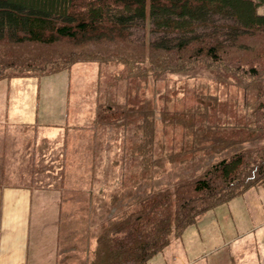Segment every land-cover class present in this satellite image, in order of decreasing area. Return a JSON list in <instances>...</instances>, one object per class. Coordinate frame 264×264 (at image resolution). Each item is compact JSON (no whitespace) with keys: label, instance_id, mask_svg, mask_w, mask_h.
<instances>
[{"label":"rangeland","instance_id":"374dc122","mask_svg":"<svg viewBox=\"0 0 264 264\" xmlns=\"http://www.w3.org/2000/svg\"><path fill=\"white\" fill-rule=\"evenodd\" d=\"M132 31L134 37L143 38L142 28ZM209 94L216 99L212 105L204 102ZM127 97L132 98L135 111L128 116L115 113L97 123L100 103L126 105ZM244 98L243 87L234 79L223 83L206 73L132 79L126 67L115 61L79 60L47 74L0 78V172L18 175L2 181L7 185L0 189V258L4 250L13 247L14 251V232L19 238L23 229L27 235L23 249L30 254L31 264H57V252L64 250L59 264H86L102 226L133 199L123 195L114 199L117 191L132 189L135 196L138 190L145 193L152 182L155 187H172L180 178L201 174L211 162L240 148L185 153L181 149H186L190 135L174 114L199 105L201 111L210 109L208 124L224 128L233 121V110H243ZM144 116L151 118L154 129ZM145 139L151 148L148 155L173 150L177 159L164 156V165L155 167L154 180L143 179L132 187L131 179L141 172L142 157L135 150ZM33 172L35 180L29 179ZM122 180L128 182L125 188ZM6 186L25 187L24 193L32 189L33 196L22 194L20 199L29 202L31 197L33 212L14 209L13 198L5 201L1 194ZM66 204L72 218L56 229L62 238L74 229L75 239L61 241L58 247L51 227L57 212L50 210ZM143 264H264V185L208 210Z\"/></svg>","mask_w":264,"mask_h":264},{"label":"trees","instance_id":"16d2710c","mask_svg":"<svg viewBox=\"0 0 264 264\" xmlns=\"http://www.w3.org/2000/svg\"><path fill=\"white\" fill-rule=\"evenodd\" d=\"M133 27L144 30L143 38L134 37ZM79 60L121 63L132 79L206 73L223 83L234 79L245 91L243 110H233L228 127L208 124L210 109L199 105L174 114L190 135L185 153L240 148L172 187L151 181L135 196L132 189L117 191L114 199H133L102 226L86 264H143L208 210L264 185V0H0V78L47 74ZM211 97L206 105L216 101ZM135 110L131 97L126 105L100 103L97 123ZM143 142L132 187L154 180L164 156L177 159L173 150L150 156Z\"/></svg>","mask_w":264,"mask_h":264},{"label":"crops","instance_id":"0c3cea01","mask_svg":"<svg viewBox=\"0 0 264 264\" xmlns=\"http://www.w3.org/2000/svg\"><path fill=\"white\" fill-rule=\"evenodd\" d=\"M20 174L22 175L24 173H20ZM36 176H37V173H35V172L30 173L29 179L35 180ZM17 178H18V175H16V174H13V175L10 174L9 175V173L0 172V181H1L0 182V189L3 185H7L6 182L3 183L2 181L13 180V179H17ZM24 188L25 187L19 189L17 186H9L8 188H7V186L3 187V190H5V191H2L1 196H3L5 201H8V199L12 200V198L15 199L13 201V202H15L13 204V208L16 209L17 211H25L26 213H28L29 210H31L33 212L34 200L32 203L31 197L29 198V202L27 199H25V200L20 199L21 198L20 195H22V194H24L25 197L27 196V198H28V196H33L32 189L28 190V191H30V193L28 191H27L28 193L27 192L24 193V190H23ZM17 189H19V190H17ZM4 209H8V207L6 206ZM71 210H70V208L68 209L67 204L65 207L55 206L54 209L51 208V210H50V211L57 212V217L55 219L51 220V222H52L51 227H54L53 234H52L53 235V242L55 244H57L58 247H59V244L61 243V241L63 243H69L73 239H75L74 229L72 232H68V235H66L64 238L60 237V235L58 234V232H59L58 230H59L60 226H62V224L68 225L70 223V220L72 218L70 216ZM21 227L22 226L18 227L19 228L18 231L21 229ZM56 227L58 230L56 229ZM26 230H28V227H26ZM59 233H61V232H59ZM14 234H15L14 235L15 242H14V240L12 242V244L15 245L14 251H13V247L11 248V251H9V252H8V250H4V253H3L4 255H3V257L0 258L1 264L6 262L7 260L10 261V262L8 261V263H10V264H31L29 262V258H30L29 255L30 254L27 255V252L24 253V249H23V244H24L25 238L27 236V235H25L26 231L23 233V229H21L19 231V234H20L19 238H17V235L15 232H14ZM65 252H66V250H64L63 252L61 251L60 253L57 252V255L55 258L57 261V264H59L60 256L62 255V253H65Z\"/></svg>","mask_w":264,"mask_h":264},{"label":"bare ground","instance_id":"6f19581e","mask_svg":"<svg viewBox=\"0 0 264 264\" xmlns=\"http://www.w3.org/2000/svg\"><path fill=\"white\" fill-rule=\"evenodd\" d=\"M258 237V236H257ZM258 239V238H257ZM96 242H97V240H96ZM89 244V243H88Z\"/></svg>","mask_w":264,"mask_h":264}]
</instances>
